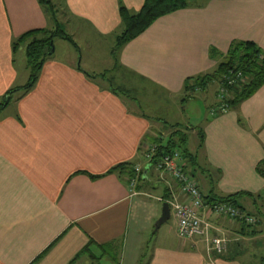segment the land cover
<instances>
[{
	"label": "crops",
	"instance_id": "crops-1",
	"mask_svg": "<svg viewBox=\"0 0 264 264\" xmlns=\"http://www.w3.org/2000/svg\"><path fill=\"white\" fill-rule=\"evenodd\" d=\"M55 1L71 27L66 33L73 40L93 36L95 49L123 26L121 6L137 13L145 0ZM54 27L38 0H0V98L20 87L16 57L25 47L15 55L13 43L29 31ZM239 41L264 51V0H199L157 19L116 55L112 50L114 62L105 60L103 71L100 58L79 54L76 41L78 55L51 56L35 85L0 113V264H94L96 251L115 252L118 264L264 262V222L256 215L257 208L264 215V177L257 170L264 161V86L236 109H211L212 119L194 126L205 136L199 162L217 173L215 186L199 174L202 194L214 189L217 197H257L256 204L249 197L240 201L257 219L253 228L210 217L215 235L228 241L223 254L209 253L204 240L181 239L172 211L174 224L157 237V203L164 204L167 193L185 200L170 176L150 168L133 193L126 176L108 174L124 163L146 167L150 139L168 133L146 86L179 108L185 81L213 73Z\"/></svg>",
	"mask_w": 264,
	"mask_h": 264
},
{
	"label": "trees",
	"instance_id": "trees-1",
	"mask_svg": "<svg viewBox=\"0 0 264 264\" xmlns=\"http://www.w3.org/2000/svg\"><path fill=\"white\" fill-rule=\"evenodd\" d=\"M38 1L46 9L47 13H49L56 24V27L53 30L43 29L29 31L13 43V53L15 55L21 47H25L27 68L30 71V79L26 86L14 87L4 97H2L3 103L0 104V113L15 100V96L17 94H24L35 85L43 65L53 55L51 51L54 47L55 39L59 38L68 41L78 50V46L73 38L68 35L66 31L61 28V26H59L56 18L57 10L55 5L50 0ZM197 1L199 0H145L141 10L137 13H131L126 7L121 6L120 17L123 24V31L116 38V48L113 49V54L116 55V53H118L124 45L142 35L157 19L176 11L189 8ZM237 73H241L243 75L245 82L239 83L238 85L230 88L229 97L226 100L227 110L236 109L264 86V51L254 42L239 41L232 43L224 61L219 64L213 73L187 79L182 89V104L184 105L188 101L194 99L196 92L205 90L210 83L213 84L214 82H219L223 86L226 82V77ZM89 76L93 79L100 77L92 75ZM164 124H166L168 134L166 136H159L150 139V145L148 146L156 147L151 160L153 166L157 165L165 156L178 152L185 161V172L191 175V177L196 181L201 196L206 204L213 205L215 203H230L241 209L244 213H246V209L240 203L241 199L249 197L252 198L256 204L257 197L245 192L226 197H217L214 194V189H211L210 193L207 196H204L201 192L199 181L196 179V173L203 175L207 174V178H209L211 186L215 184L213 178L214 174L217 173L215 172L213 174L212 171H209L200 164L197 152L194 154L190 152L187 146L189 143V137L185 133V130H197L199 138L197 151H199L204 143L205 136L203 131L196 127H184L178 123L170 124L164 121ZM146 152H148L147 148L144 150V155ZM136 167L137 166L132 163L120 164L111 169L108 174H117L121 178L126 176V183L129 187L131 180L136 178ZM257 170H259L261 175L264 177V161L259 163ZM145 172L146 170L143 171L136 190H140V183L146 178L144 176ZM92 178L98 179L101 177ZM163 200L164 202L171 201L170 193L164 195ZM256 210V215L260 216V209L257 208ZM257 224L258 222L256 219L255 224L245 225H247V228H253ZM87 252L88 248L84 249L81 252V255L86 254Z\"/></svg>",
	"mask_w": 264,
	"mask_h": 264
},
{
	"label": "built area",
	"instance_id": "built-area-1",
	"mask_svg": "<svg viewBox=\"0 0 264 264\" xmlns=\"http://www.w3.org/2000/svg\"><path fill=\"white\" fill-rule=\"evenodd\" d=\"M245 79L241 73L231 74L226 77V82L221 86L218 97L221 105L218 112H226V100L229 97L230 88L244 83ZM150 150H149V149ZM146 154V167H136V178L129 185L131 192L136 193V187L144 170L154 168L161 177L170 176L174 180L184 196L185 200L169 201L173 216L177 221V231L181 239H201L207 244L209 253L223 254L227 248V239L221 235H215L216 229L209 221L213 215L226 217L230 220L240 221L247 225L256 223V219L230 203H215L208 205L203 200L196 181L185 172V161L180 153L165 156L157 165L153 166L151 160L156 147H148ZM159 201H162L159 199Z\"/></svg>",
	"mask_w": 264,
	"mask_h": 264
},
{
	"label": "rangeland",
	"instance_id": "rangeland-1",
	"mask_svg": "<svg viewBox=\"0 0 264 264\" xmlns=\"http://www.w3.org/2000/svg\"><path fill=\"white\" fill-rule=\"evenodd\" d=\"M53 2L57 5V9L59 10V20L61 21V23L64 25V29L66 30V32L68 34H71V27L68 25L69 22H66L65 19H62V15L60 14V7L58 5V3L53 0ZM55 28V27H54ZM123 30V26L121 27V29H119L116 33V35L114 36H110L108 37L106 40L102 41V42H98V44H96L95 49H93L92 44L90 45L89 41H91L92 38H94L93 36H76L74 37V40L76 41V43L79 45L80 47V55L82 54L85 58L86 57H97L100 58V70L103 71L105 69H107V66L104 65L105 64V60L106 64L107 62H110L111 64L114 62V58L110 60V52L116 48V36H118ZM118 34V35H117ZM98 51H95V50ZM67 51H70L71 53H78L76 51V49L74 48V46H72V44H70L68 41L62 40V39H55L54 41V53L52 55L53 57H57L60 58L62 57L64 54L67 53ZM78 55V54H77ZM105 57V58H104ZM16 64L17 67H19V74L21 79L19 78V83L17 84V86L20 87H24L28 84L29 82V77H30V71L27 68V60H26V51L23 48L22 51H20L17 54L16 57ZM104 65V66H103ZM106 66V67H105ZM114 73V70H112L109 73V76L112 75ZM221 84L219 82H214L213 84H209L205 90L203 91H198L195 94V98L188 101L187 103H185L184 105L181 104V102H178V107L177 106H173L175 104V101L168 100L166 101L167 97H160V99H157L152 92H154V90H152L151 88L146 86V91L145 93L147 94V96H149V98L151 100H153L156 105L161 107V110L157 111L155 114H157L158 117L162 118L165 121L170 122V124H181L184 127H194V126H199V127H203V124L205 123V120L207 119H212L210 116L211 114V109H218L220 104H221V100L218 97L219 95V91L221 88ZM158 93V91H157ZM21 95L23 93H20ZM3 98H0V104L3 103ZM177 105V102H176ZM220 113V112H218ZM185 133L188 135L189 137V143H188V149L190 150L191 153H196L198 150V145H199V138L196 134L192 133V130H185ZM168 134V133H167ZM166 134V135H167ZM196 179L199 181V173H196ZM158 207H159V211H160V216L162 215V208H163V204L157 203ZM262 222H264V215H260ZM174 224V219L171 218L168 222H166L163 226L161 231L159 232V234H157L160 237H162L166 231H168L170 229V227H172V225ZM156 225V223H155ZM263 228V227H262ZM154 232V230H153ZM149 239H151V233L148 236ZM155 238V237H154ZM156 240V239H155ZM261 253V256L264 257V243L263 246L261 248V250L259 251ZM107 253V254H106ZM100 252V251H96V254L98 255V257H100V260H96L94 261V264H118V262L114 261L112 257H114L113 254H115V252L112 251H107V252ZM102 254V256H100ZM143 259V258H142ZM258 264H264V262H259Z\"/></svg>",
	"mask_w": 264,
	"mask_h": 264
},
{
	"label": "water",
	"instance_id": "water-1",
	"mask_svg": "<svg viewBox=\"0 0 264 264\" xmlns=\"http://www.w3.org/2000/svg\"><path fill=\"white\" fill-rule=\"evenodd\" d=\"M51 53L52 54L54 53V47L52 48ZM170 219H171V208H170V204L168 202H165L163 204V208H162V215L159 218V220L156 222L155 232H157Z\"/></svg>",
	"mask_w": 264,
	"mask_h": 264
}]
</instances>
